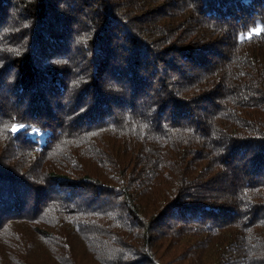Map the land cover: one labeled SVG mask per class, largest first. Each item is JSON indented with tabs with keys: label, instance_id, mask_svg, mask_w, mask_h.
Here are the masks:
<instances>
[{
	"label": "trees",
	"instance_id": "obj_1",
	"mask_svg": "<svg viewBox=\"0 0 264 264\" xmlns=\"http://www.w3.org/2000/svg\"><path fill=\"white\" fill-rule=\"evenodd\" d=\"M0 264H264V0H0Z\"/></svg>",
	"mask_w": 264,
	"mask_h": 264
},
{
	"label": "snow or ice",
	"instance_id": "obj_2",
	"mask_svg": "<svg viewBox=\"0 0 264 264\" xmlns=\"http://www.w3.org/2000/svg\"><path fill=\"white\" fill-rule=\"evenodd\" d=\"M13 130H15V128Z\"/></svg>",
	"mask_w": 264,
	"mask_h": 264
}]
</instances>
